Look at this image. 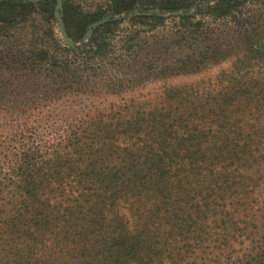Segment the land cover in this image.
<instances>
[{
  "label": "trees",
  "instance_id": "obj_1",
  "mask_svg": "<svg viewBox=\"0 0 264 264\" xmlns=\"http://www.w3.org/2000/svg\"><path fill=\"white\" fill-rule=\"evenodd\" d=\"M56 3L0 0V264H264V75L251 65L264 43L245 30L228 72L152 94L111 73L132 50L114 46L115 16L154 28L182 11L177 35L193 42L196 15L241 21L245 1L110 0L86 13L61 0L74 48L50 31L67 55L13 52L5 31L32 13L54 20ZM41 72L48 86L25 93Z\"/></svg>",
  "mask_w": 264,
  "mask_h": 264
},
{
  "label": "rangeland",
  "instance_id": "obj_2",
  "mask_svg": "<svg viewBox=\"0 0 264 264\" xmlns=\"http://www.w3.org/2000/svg\"><path fill=\"white\" fill-rule=\"evenodd\" d=\"M74 1L86 13L108 11L110 5V0ZM241 1H245L240 8L243 15L241 21L234 22L230 18L215 20L207 16L196 15L193 21L199 22L201 26L198 36L192 39L193 42L189 41V34H185L184 39L181 38L182 36L178 37V29L175 28L178 18L172 14H162L163 24L154 28L130 22V17L125 15L115 16V19L122 23L118 27L119 32L113 42L114 46L116 48L132 46V50L116 55L117 58L120 56L123 65L127 62L129 66L124 70L119 69L120 73L117 70L111 73L120 74L119 76L124 80L133 78L132 86L135 91L152 94L161 91L164 86H191L199 84L200 81L206 83L214 79L219 72H228L230 65L244 60L243 54L249 42L247 39L249 35H245V30L252 32L257 41L264 43V0ZM135 14L140 13L135 12ZM193 14L191 12L189 16ZM50 31L53 32L56 40H60L59 44L62 47L65 45L70 48L64 44L61 37L55 10L54 20H47L40 14L32 13L26 22L8 28L5 31L8 35L7 46L14 47L13 52L21 53L24 58L31 57V52L40 49L55 51L57 56L67 55L62 51L63 48L58 51L55 45L50 44L51 40L47 37ZM122 41H125L126 45H122ZM134 45L141 46L139 48L143 50H138L141 55L132 56L133 52L138 49ZM204 52L206 54H203ZM198 54L205 57L200 65L187 68L181 65L186 55L196 56ZM130 56L131 59H129ZM147 64L153 65L156 69H147L151 66ZM251 65L253 66L252 71L256 70L255 73L260 75L259 77L264 75V60L258 65L256 63H251ZM195 67L198 69L195 70ZM28 74L24 83L25 93L37 94L48 86L42 72L37 75Z\"/></svg>",
  "mask_w": 264,
  "mask_h": 264
},
{
  "label": "water",
  "instance_id": "obj_3",
  "mask_svg": "<svg viewBox=\"0 0 264 264\" xmlns=\"http://www.w3.org/2000/svg\"><path fill=\"white\" fill-rule=\"evenodd\" d=\"M37 1H40V0H30V2H37ZM61 8H62L61 7V0H57L56 7H55V18H56V21H57V24H58V28H59L61 37L64 40V44H66L70 48H74V44H72L71 41L67 38V35L65 33V29H64L62 20H61V18L59 16V12H60ZM185 14L189 15V13H185ZM146 15H148V14H146ZM172 15L180 16V15H184V13L182 11L181 12H174V13H172ZM103 22L104 21L97 22V23L93 24L92 26H90V28L96 27L97 25H99V24H101ZM89 33H90V30L88 31V33L86 34V36L84 38H86Z\"/></svg>",
  "mask_w": 264,
  "mask_h": 264
}]
</instances>
